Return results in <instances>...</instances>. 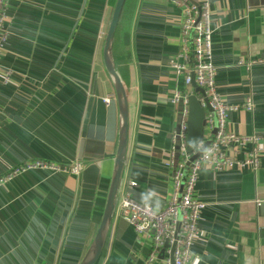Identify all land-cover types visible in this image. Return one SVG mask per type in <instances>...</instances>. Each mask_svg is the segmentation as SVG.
I'll return each mask as SVG.
<instances>
[{"label": "crops", "instance_id": "1", "mask_svg": "<svg viewBox=\"0 0 264 264\" xmlns=\"http://www.w3.org/2000/svg\"><path fill=\"white\" fill-rule=\"evenodd\" d=\"M114 4L10 0L0 52V177L34 159L60 168L26 169L0 183V264H79L96 234L119 133L103 57ZM211 11L217 89L237 107L230 128L258 136L234 149L243 157L258 148L261 164L201 171L195 195L207 206L188 264H264V0H211ZM183 16L171 0L124 6L113 43L129 107L118 200L130 193L161 209L172 193L171 133L181 115L172 100L184 84L170 61L182 49ZM249 96L252 111L243 106ZM78 161L80 173L66 170ZM117 209L97 264H144L149 250ZM161 252L152 264H168L171 255Z\"/></svg>", "mask_w": 264, "mask_h": 264}, {"label": "built area", "instance_id": "2", "mask_svg": "<svg viewBox=\"0 0 264 264\" xmlns=\"http://www.w3.org/2000/svg\"><path fill=\"white\" fill-rule=\"evenodd\" d=\"M183 6L181 23L182 49L170 64L182 78L184 91H178L174 103H181L179 124L171 133L172 148L168 164L172 176V193L166 205L161 208L137 201L124 194L117 202L119 215L129 221L138 237L148 248L144 264H152L159 253L173 257V264H188L192 248L200 234L199 220L207 203L196 197V186L202 170L222 171L227 169H251L260 167L261 158L258 148L243 157L236 155L234 147L247 140H257L258 136L242 137L231 130L229 113L237 107L228 105L221 97L216 85V65L212 56V11L211 0H171ZM10 0H0V52L7 42V8ZM256 60L240 59L239 64L251 66ZM202 89L192 88V85ZM196 96L205 109L204 134L192 152H188V116L190 97ZM107 101L108 99L105 98ZM210 109H208V107ZM244 108L252 111L254 101L246 98ZM188 164L186 177L184 170ZM31 168L59 169L57 164L34 159L11 169L0 177V183L12 178L20 171ZM83 169L82 162L66 168L74 174ZM132 186L137 183L132 181ZM257 200V204L261 205ZM168 264L170 259H168Z\"/></svg>", "mask_w": 264, "mask_h": 264}, {"label": "water", "instance_id": "3", "mask_svg": "<svg viewBox=\"0 0 264 264\" xmlns=\"http://www.w3.org/2000/svg\"><path fill=\"white\" fill-rule=\"evenodd\" d=\"M126 1L127 0H115L103 47L105 66L111 77L119 108V133L117 150L114 158V168L106 196L101 222L79 264H97L98 260L100 259L107 243L113 215L117 205L119 189L124 174L129 136V107L127 89L122 78L120 77V74L117 71V66L114 60L113 43ZM197 89L202 91V89L198 87ZM189 107L190 113L188 116L187 138L188 152H192L204 134L205 109L196 96L190 97ZM207 107L210 109L209 106ZM187 168L188 164L184 170L183 180L186 177ZM262 209H264V206H262ZM170 263L173 264L172 256L170 257Z\"/></svg>", "mask_w": 264, "mask_h": 264}, {"label": "rangeland", "instance_id": "4", "mask_svg": "<svg viewBox=\"0 0 264 264\" xmlns=\"http://www.w3.org/2000/svg\"><path fill=\"white\" fill-rule=\"evenodd\" d=\"M180 120L178 121V124H179Z\"/></svg>", "mask_w": 264, "mask_h": 264}, {"label": "trees", "instance_id": "5", "mask_svg": "<svg viewBox=\"0 0 264 264\" xmlns=\"http://www.w3.org/2000/svg\"><path fill=\"white\" fill-rule=\"evenodd\" d=\"M126 4V3H125ZM94 231V230H93Z\"/></svg>", "mask_w": 264, "mask_h": 264}]
</instances>
